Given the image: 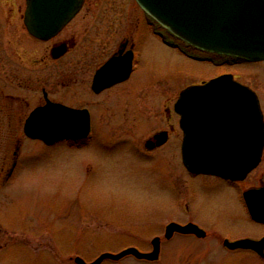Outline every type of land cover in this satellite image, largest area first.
Returning <instances> with one entry per match:
<instances>
[{
    "label": "rangeland",
    "instance_id": "rangeland-1",
    "mask_svg": "<svg viewBox=\"0 0 264 264\" xmlns=\"http://www.w3.org/2000/svg\"><path fill=\"white\" fill-rule=\"evenodd\" d=\"M110 8L114 12L126 11L131 16L143 17L132 0H87L79 18L91 13L101 21ZM80 21L83 20L71 24V33L79 29ZM27 40L25 74L28 84L35 83L38 76L55 81L67 63L37 69L32 61L48 46L33 42L29 37ZM151 45L136 74L137 79L148 78L145 84L149 93L145 97L140 95L138 102L124 95L120 111L102 101L94 106L95 136L105 129L109 134L120 135L118 139H136L143 147L154 132L178 123L172 109L183 89L222 74L232 75L237 82L253 90L264 114V62L211 64L203 61L197 64L168 49L157 38ZM137 79L133 80V88L141 84ZM23 96L31 105L25 111L24 117H27L41 94L27 91ZM144 104L143 111L136 106ZM8 121L7 116H0V124L6 126ZM133 125L142 129L136 137ZM17 132L15 136L12 132L0 131V173L3 170V176L12 164L17 142L21 143L11 178L3 187L0 183V246L6 248L3 264L10 262L7 258L11 254V264H75L76 257L92 263L104 253L118 254L128 248L149 253L154 238L161 240L157 261H138L129 256L102 264H264V259L254 254L229 252L223 247L225 238H256L264 233V227L248 223L237 200L226 192L220 190L214 194L210 202L216 208L213 212L202 207L189 215L177 207L180 198L177 189L182 188L183 181L177 150L173 149L169 155L171 172L167 176L157 159H153L155 163L148 162V168H142V162L136 161L140 160L135 157L140 155L137 152L129 155L122 148L112 152L110 147L118 144L111 137L105 138L106 142L93 143V149L73 150L66 141L46 146L24 138L22 130ZM103 147L105 149H100ZM163 152L165 159L170 149L167 147ZM114 154H117L116 163L103 161ZM87 163L91 164L90 169ZM261 172H264V162L247 184L256 183ZM201 204L209 205L205 201ZM187 215L203 227L206 237L176 235L166 241V226L185 221Z\"/></svg>",
    "mask_w": 264,
    "mask_h": 264
},
{
    "label": "water",
    "instance_id": "water-1",
    "mask_svg": "<svg viewBox=\"0 0 264 264\" xmlns=\"http://www.w3.org/2000/svg\"><path fill=\"white\" fill-rule=\"evenodd\" d=\"M134 1L173 37L197 50L247 63L264 62V0ZM83 3L84 0H27L28 34L40 41L54 38L79 13ZM64 53L60 50L58 56ZM128 74L129 70L119 81ZM174 111L183 132L182 163L189 173L242 181L258 167L264 148L263 114L255 92L236 82L232 75L186 88L180 93ZM89 126L87 111L73 110L46 99L44 106L34 109L26 118L23 135L52 146L64 140L85 139ZM19 147L20 143L2 185L13 171ZM244 198L251 220L264 224V186L245 193ZM174 234L206 237L194 224H168L164 239L170 240ZM151 246L149 253L128 248L118 254L104 253L92 263L81 258H75L74 263L118 262L129 256L155 262L159 259L161 240L154 238ZM223 247L230 251H251L264 258V238L225 240Z\"/></svg>",
    "mask_w": 264,
    "mask_h": 264
},
{
    "label": "flooded vegetation",
    "instance_id": "flooded-vegetation-1",
    "mask_svg": "<svg viewBox=\"0 0 264 264\" xmlns=\"http://www.w3.org/2000/svg\"><path fill=\"white\" fill-rule=\"evenodd\" d=\"M86 1L87 0H84L82 9L75 18L54 38L48 41H39L30 37L26 29L25 17L27 0H0V116H7L9 120L6 126L0 124V131H21L23 123L27 118L24 117L26 115L25 111L31 106L26 97L23 96V92H40L41 97L36 99L32 111L38 107L44 106L47 99L52 103L61 104L73 110H85L88 112L90 117L89 134L85 139L68 141V143H71V148H74L73 150L93 149V143L98 144L106 142L105 138L111 137V139L118 144V146L110 147L113 150L112 152L118 151L119 148H122V150L129 155L130 153L137 152L140 155H135V157H138L140 160L136 161L142 162V164H140L142 168H148V164H152L153 159H157L159 167H163V170L166 171L168 176L171 172V160L168 161V159L172 158L169 155L173 149H175L177 150L183 170L182 188L177 189V194H179L180 197L177 207L183 208L186 213H191L195 209L199 211L202 207H206L203 210H211L213 212L216 208H214V204H210V202L213 201L214 194H218L221 190L226 192L230 198L237 200L245 213L244 217L248 218V223L264 227V224L256 223L251 220L244 198L245 193L252 190H259L264 186V172H261L257 176L255 179L256 183L247 184L264 162V148L258 167L248 174L244 180L231 181L215 176L194 175L187 171L182 163L181 148L183 143V132L179 126V117L174 112V105L172 111L174 116L178 118V123L176 125L168 124L165 128L154 132L152 136L144 142L143 147L137 143L136 139H118L120 135L109 134L107 133L109 130L106 131L105 129H101L98 137L94 134V106L100 105L102 101L103 104L106 105L109 103L111 108L120 111L123 109L124 95L133 97L134 100L136 99L134 102H138L140 95L145 97V95L149 93L145 84L148 78L143 76V78L137 79L136 74L141 70L140 67L142 66L144 55L149 51L152 46L151 42L154 41L155 38L161 41L168 49L176 51L181 56L197 64L203 61H207L211 64H217L219 62L220 64H228L240 60L202 52L189 46L173 37L140 9L141 15L143 16L142 18L139 16H131L126 11L114 12L111 8L107 13L103 14L101 21H98L100 20L98 18H93L91 13H85L84 17L79 18L83 12ZM79 19L83 20L80 21L79 29L71 33V24ZM28 37L33 42L47 44L46 47L48 46L45 50H42L38 59L32 61L37 69L41 70L43 67L49 65H56L55 67H57L61 66L62 63H67L61 68L62 72L57 76L55 81L50 82L51 79L47 78L43 80L41 76H38L35 83L28 84V79L25 74L27 68L26 48ZM60 50H64L65 53L58 56ZM66 58L69 59L66 60ZM128 70L129 74L127 78L119 81ZM98 74H100V76H98ZM214 78H208L199 84L193 85H200ZM134 79H137V81L141 83L138 84L140 86H137V88H133ZM95 80L98 82H95ZM107 97H110L109 101H103L106 100ZM131 103L130 101L129 104ZM132 106L133 103L130 105L131 109L134 107ZM136 106L142 111L145 109V104L142 107L139 105ZM260 107L263 110L261 104ZM167 113L170 117L172 116V114L169 113V109ZM133 126L136 127V129H133V136L136 137V133H139L142 129H139V125ZM172 145H174V147H172ZM167 147L170 149V152H167L168 156L164 159L166 153L163 152V150L167 149ZM100 149L105 148L103 147ZM19 154L17 155L14 169L18 162ZM116 155L117 154H114L109 158H103V161L116 163ZM153 163L155 162L153 161ZM87 166L89 169L91 168L90 163H87ZM6 173H4L3 176V170H1V182L4 180ZM204 201L209 205L201 204ZM189 215H187L185 221L178 222V224H194L203 230V227L197 224L198 222L188 217ZM176 235L177 234H174V236ZM174 236L172 238H174ZM262 238H264V233L256 238L243 236L231 239L225 238L224 240L234 242L242 239L260 240ZM3 247L4 246H0L1 264H3L2 256L6 253L4 252L6 248ZM238 251L243 250L229 252ZM243 252L256 255L251 251ZM12 255L13 254L8 256L7 259H9L10 262L7 264L12 263ZM69 260L71 261V257H69Z\"/></svg>",
    "mask_w": 264,
    "mask_h": 264
},
{
    "label": "trees",
    "instance_id": "trees-1",
    "mask_svg": "<svg viewBox=\"0 0 264 264\" xmlns=\"http://www.w3.org/2000/svg\"><path fill=\"white\" fill-rule=\"evenodd\" d=\"M8 132H12L15 136H17V133H18L17 131H8ZM8 137H9V135H8ZM10 137H11V134H10Z\"/></svg>",
    "mask_w": 264,
    "mask_h": 264
}]
</instances>
